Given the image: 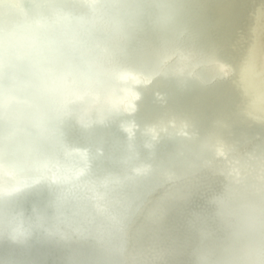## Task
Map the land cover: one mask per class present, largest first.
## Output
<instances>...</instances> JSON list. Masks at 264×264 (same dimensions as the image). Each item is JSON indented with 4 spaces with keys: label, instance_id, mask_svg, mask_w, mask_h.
Returning <instances> with one entry per match:
<instances>
[{
    "label": "water",
    "instance_id": "water-1",
    "mask_svg": "<svg viewBox=\"0 0 264 264\" xmlns=\"http://www.w3.org/2000/svg\"><path fill=\"white\" fill-rule=\"evenodd\" d=\"M246 2H0V264H196L212 197L264 187Z\"/></svg>",
    "mask_w": 264,
    "mask_h": 264
},
{
    "label": "clouds",
    "instance_id": "clouds-1",
    "mask_svg": "<svg viewBox=\"0 0 264 264\" xmlns=\"http://www.w3.org/2000/svg\"><path fill=\"white\" fill-rule=\"evenodd\" d=\"M210 204L216 228L200 229L196 264H264V187L229 184Z\"/></svg>",
    "mask_w": 264,
    "mask_h": 264
},
{
    "label": "bare ground",
    "instance_id": "bare-ground-1",
    "mask_svg": "<svg viewBox=\"0 0 264 264\" xmlns=\"http://www.w3.org/2000/svg\"><path fill=\"white\" fill-rule=\"evenodd\" d=\"M17 0H0V2ZM246 11L240 20L249 21L250 25H243L240 35L234 33L236 50L241 53L242 43L247 40L244 53L238 58L239 74L236 82L243 86L249 95L246 112L262 115L264 111V0H247ZM249 9L251 12H249ZM238 37V39H237ZM246 39V40H245ZM241 47V50H240Z\"/></svg>",
    "mask_w": 264,
    "mask_h": 264
}]
</instances>
